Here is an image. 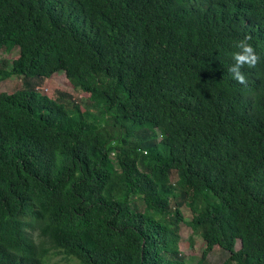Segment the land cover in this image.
I'll list each match as a JSON object with an SVG mask.
<instances>
[{
    "label": "trees",
    "instance_id": "1",
    "mask_svg": "<svg viewBox=\"0 0 264 264\" xmlns=\"http://www.w3.org/2000/svg\"><path fill=\"white\" fill-rule=\"evenodd\" d=\"M245 36L259 59L240 84ZM15 49L0 264H193L181 225L204 242L194 264H264V0H0ZM57 73L82 103L39 90Z\"/></svg>",
    "mask_w": 264,
    "mask_h": 264
},
{
    "label": "rangeland",
    "instance_id": "2",
    "mask_svg": "<svg viewBox=\"0 0 264 264\" xmlns=\"http://www.w3.org/2000/svg\"><path fill=\"white\" fill-rule=\"evenodd\" d=\"M17 57V50L13 51H2L0 53V66L6 71H9V66L11 65V62L13 59ZM36 80V79H32ZM67 79L63 73H57L55 74L50 84H38V88L41 92L51 94V91L53 89H61L64 91L69 92L72 94L75 100H79L81 103L84 100L83 95L80 92L73 91L69 85L67 84ZM21 85V79L16 76H10L9 78L5 80L0 81V92L2 93H8L11 94L15 92L18 87ZM139 208H141L140 202L138 203ZM182 212L185 217V221H188V217L190 215V211L187 208H183ZM180 241H179V248L181 252L186 255L187 257L192 258V263H196L197 260L200 259L201 253L204 249V242L202 238L192 232L190 227L186 225H181L180 230ZM240 249V242L237 241L235 245V250ZM229 254L222 251L221 249H214L207 257V262L205 264H223L225 260L228 258ZM50 264H59L56 260H52Z\"/></svg>",
    "mask_w": 264,
    "mask_h": 264
},
{
    "label": "clouds",
    "instance_id": "3",
    "mask_svg": "<svg viewBox=\"0 0 264 264\" xmlns=\"http://www.w3.org/2000/svg\"><path fill=\"white\" fill-rule=\"evenodd\" d=\"M248 39L249 37L245 36L243 39L235 41L233 43L235 50L231 54L233 63L229 71L232 74V78L240 84L246 83L245 75L241 71L242 67H252L259 59L252 45L248 43Z\"/></svg>",
    "mask_w": 264,
    "mask_h": 264
},
{
    "label": "water",
    "instance_id": "4",
    "mask_svg": "<svg viewBox=\"0 0 264 264\" xmlns=\"http://www.w3.org/2000/svg\"><path fill=\"white\" fill-rule=\"evenodd\" d=\"M241 243V242H240Z\"/></svg>",
    "mask_w": 264,
    "mask_h": 264
}]
</instances>
